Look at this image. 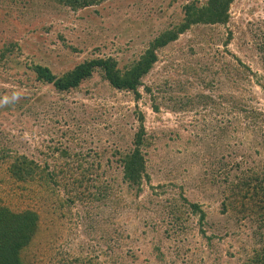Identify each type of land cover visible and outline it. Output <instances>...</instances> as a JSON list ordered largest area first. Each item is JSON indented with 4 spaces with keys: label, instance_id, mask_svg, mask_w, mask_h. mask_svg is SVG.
<instances>
[{
    "label": "rangeland",
    "instance_id": "rangeland-1",
    "mask_svg": "<svg viewBox=\"0 0 264 264\" xmlns=\"http://www.w3.org/2000/svg\"><path fill=\"white\" fill-rule=\"evenodd\" d=\"M188 1L104 0L74 11L0 0V48L17 44L0 66V204L39 215L23 264L264 260V0H234L226 23L193 25L158 50L139 99L98 70L57 92L28 67L61 74L107 56L125 66ZM140 115L149 179L137 192L117 158ZM14 154L48 164L49 186L13 180ZM251 172L262 189L239 183ZM182 195L205 212L202 223Z\"/></svg>",
    "mask_w": 264,
    "mask_h": 264
},
{
    "label": "trees",
    "instance_id": "trees-1",
    "mask_svg": "<svg viewBox=\"0 0 264 264\" xmlns=\"http://www.w3.org/2000/svg\"><path fill=\"white\" fill-rule=\"evenodd\" d=\"M54 1L76 11L97 5L104 0ZM233 1L190 0L186 2L182 6L183 15L180 21L155 35L137 59L122 67L119 66L117 59L111 56L84 59L61 74H56L50 67L39 62H30L28 67L33 72L35 80L51 85L57 92H68L78 88L84 80L98 70L102 78L112 88L129 91L133 93L136 99H139L142 78L158 60V50L177 40L180 34L193 25L226 23L229 16V7ZM15 47H17L16 43L1 46L0 66L4 65L8 58L14 59L13 51ZM146 89L150 90L149 87H146ZM154 108L157 109L156 106ZM138 121L139 126L133 134L131 148L120 153L117 158L122 167L124 180L129 185L134 186L137 192L141 190L144 180L148 181L149 179L146 172V161L142 152V146L146 145L147 138L145 137L141 115L138 117ZM9 158L11 160L8 162V173L16 182H30L42 188L48 187L53 180V173L51 172L54 171L48 170V164L42 165L25 154H14ZM251 173L250 176H243L239 183L244 186L262 189L261 179L253 172ZM252 181H255V184ZM181 198L191 208V212L198 216V223H202L206 214L199 204L189 202L183 195ZM38 228L39 215L35 210L16 211L7 205L0 204V264H23V251L36 235ZM255 264H264V260Z\"/></svg>",
    "mask_w": 264,
    "mask_h": 264
}]
</instances>
